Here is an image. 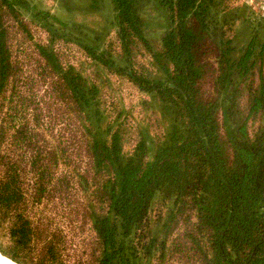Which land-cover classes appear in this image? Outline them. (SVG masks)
Listing matches in <instances>:
<instances>
[{
	"label": "trees",
	"instance_id": "16d2710c",
	"mask_svg": "<svg viewBox=\"0 0 264 264\" xmlns=\"http://www.w3.org/2000/svg\"><path fill=\"white\" fill-rule=\"evenodd\" d=\"M107 1L112 30L93 43L33 0H0L1 253L264 264V16L244 0ZM69 44L146 95L135 115Z\"/></svg>",
	"mask_w": 264,
	"mask_h": 264
},
{
	"label": "rangeland",
	"instance_id": "374dc122",
	"mask_svg": "<svg viewBox=\"0 0 264 264\" xmlns=\"http://www.w3.org/2000/svg\"><path fill=\"white\" fill-rule=\"evenodd\" d=\"M33 1L39 7L49 10L57 17L68 21L69 23L80 26V28L86 33L85 38L93 43H101L104 40L107 32L109 30H112V27L110 25V21L112 20V11L111 6L107 0ZM251 10L255 15L260 13L258 10H255L253 8H251ZM261 14L262 16H264V11L261 12ZM159 23L160 21H157L156 19L154 22H152V26L155 27ZM100 34L101 38L98 42H95L97 35ZM102 34H104V38ZM156 35L157 34H154L152 38L156 37ZM66 48L65 53L69 62L73 63L87 76L96 78L101 89L105 91L106 95H112L109 100H114L119 105V107H123V109H125L132 106V113L133 115H135L136 110L138 108H141L140 102L146 97V95L134 88L132 84L129 83L126 79L112 76L106 73V71L100 69V67L93 66L85 59L83 52L78 47L69 44ZM85 232L83 235H86ZM77 241L78 237L75 239V245H77ZM79 245L81 244L79 243ZM0 264L3 263L0 261Z\"/></svg>",
	"mask_w": 264,
	"mask_h": 264
},
{
	"label": "built area",
	"instance_id": "2783aa9c",
	"mask_svg": "<svg viewBox=\"0 0 264 264\" xmlns=\"http://www.w3.org/2000/svg\"><path fill=\"white\" fill-rule=\"evenodd\" d=\"M251 8L260 11L264 5V0H248L247 2Z\"/></svg>",
	"mask_w": 264,
	"mask_h": 264
},
{
	"label": "bare ground",
	"instance_id": "6f19581e",
	"mask_svg": "<svg viewBox=\"0 0 264 264\" xmlns=\"http://www.w3.org/2000/svg\"><path fill=\"white\" fill-rule=\"evenodd\" d=\"M0 261H1L3 264H14L12 261H10V259H7L6 257H1V256H0Z\"/></svg>",
	"mask_w": 264,
	"mask_h": 264
},
{
	"label": "water",
	"instance_id": "95a60500",
	"mask_svg": "<svg viewBox=\"0 0 264 264\" xmlns=\"http://www.w3.org/2000/svg\"><path fill=\"white\" fill-rule=\"evenodd\" d=\"M0 256L1 257H5L2 253H1V251H0ZM7 258V257H6ZM8 259V258H7ZM10 261H12L11 259H10ZM13 262V261H12ZM14 264H18V263H16V262H13Z\"/></svg>",
	"mask_w": 264,
	"mask_h": 264
},
{
	"label": "crops",
	"instance_id": "0c3cea01",
	"mask_svg": "<svg viewBox=\"0 0 264 264\" xmlns=\"http://www.w3.org/2000/svg\"><path fill=\"white\" fill-rule=\"evenodd\" d=\"M245 2H248V0H244ZM264 11V5H263V7L260 9V11L259 12H263Z\"/></svg>",
	"mask_w": 264,
	"mask_h": 264
}]
</instances>
